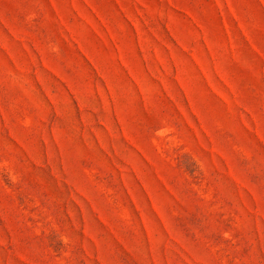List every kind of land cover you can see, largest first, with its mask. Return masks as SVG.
Listing matches in <instances>:
<instances>
[{"label": "rangeland", "instance_id": "obj_1", "mask_svg": "<svg viewBox=\"0 0 264 264\" xmlns=\"http://www.w3.org/2000/svg\"><path fill=\"white\" fill-rule=\"evenodd\" d=\"M0 264H264V0H0Z\"/></svg>", "mask_w": 264, "mask_h": 264}]
</instances>
